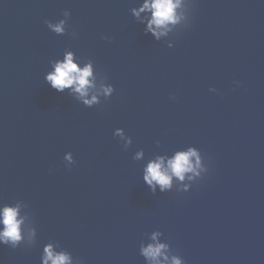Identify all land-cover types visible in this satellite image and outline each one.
<instances>
[{
    "label": "water",
    "instance_id": "1",
    "mask_svg": "<svg viewBox=\"0 0 264 264\" xmlns=\"http://www.w3.org/2000/svg\"><path fill=\"white\" fill-rule=\"evenodd\" d=\"M140 2L0 0V74L146 242L161 231L186 264H264V0H192L171 48L145 35L131 13ZM66 9L57 35L44 21ZM65 50L94 61L111 98L89 108L45 82ZM117 128L133 139L127 150ZM188 146L208 172L187 192L153 194L147 161Z\"/></svg>",
    "mask_w": 264,
    "mask_h": 264
},
{
    "label": "clouds",
    "instance_id": "2",
    "mask_svg": "<svg viewBox=\"0 0 264 264\" xmlns=\"http://www.w3.org/2000/svg\"><path fill=\"white\" fill-rule=\"evenodd\" d=\"M192 7V0H142L139 6L131 8V13L139 24L145 25V35L151 34L156 41L165 40L171 48L174 46L170 39L172 34L190 27ZM63 17L56 22L45 20L44 23L55 34L64 35L67 34L71 11L66 9ZM72 35L75 38L77 33ZM44 79L52 89L60 93L67 91L69 96L89 108L100 104L101 98H111L115 92V87L107 82V76L97 73L94 61L82 62L72 50H65L62 59L51 61V70ZM210 91L216 92L217 89ZM114 135L119 137L125 150L132 146L133 139L123 128H117ZM156 144L159 145L160 141L157 140ZM144 156V150L140 149L133 159L139 161ZM64 160L69 167L76 163L71 152L65 154ZM208 170L201 151L188 146L149 159L143 167V181L153 194L157 190L166 193L173 189L187 192L192 186L190 182L196 181L197 177L202 179ZM28 209L29 205L23 200L0 206V245L16 249L36 244L38 231ZM162 236L161 231H153L147 242L140 244V254L146 264H186L182 256L171 253V245L162 241ZM41 264H82V261L61 248L58 242L50 241L43 247Z\"/></svg>",
    "mask_w": 264,
    "mask_h": 264
}]
</instances>
